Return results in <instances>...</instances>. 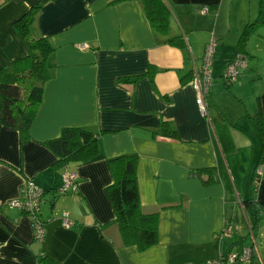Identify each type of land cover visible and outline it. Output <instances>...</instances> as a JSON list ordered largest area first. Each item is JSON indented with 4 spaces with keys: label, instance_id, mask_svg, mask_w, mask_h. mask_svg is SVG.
Segmentation results:
<instances>
[{
    "label": "crops",
    "instance_id": "0c3cea01",
    "mask_svg": "<svg viewBox=\"0 0 264 264\" xmlns=\"http://www.w3.org/2000/svg\"><path fill=\"white\" fill-rule=\"evenodd\" d=\"M164 1L170 10L167 35L151 27L139 0H0V69L27 55L13 24L33 6L39 9L31 34L53 46L47 59L51 77L27 139L0 123V264H47L39 261L41 255L58 264H199L247 246L242 200L254 197L264 212V160L255 173L261 143L250 117L257 94L264 121V25L248 37V65L238 82L224 84L238 99L232 109L214 101L209 88L203 115L192 83L181 78L199 65L212 38L215 49L231 32L237 41L256 16L258 0H236L228 27L218 31L215 22L212 37L195 25L208 19L210 9L233 0ZM197 34H203L200 45L193 43ZM177 35L186 49L167 43ZM234 56L235 51L224 67ZM149 65L152 81L147 76L120 81L145 73ZM163 121L175 137L161 134ZM64 127L98 134L99 153L89 161L56 165L57 156L44 142ZM129 154L137 157L141 210L158 216V242L143 251L123 244L105 191L113 181L108 160ZM205 167L216 169L213 183L192 173ZM67 169L77 174V191L58 194ZM25 179L45 191L49 204L46 217L40 216L41 241L34 239L30 217L8 205L20 197ZM63 213L70 227L61 225ZM224 226L232 235L222 240ZM261 228L264 232V223ZM252 239L249 246L261 260Z\"/></svg>",
    "mask_w": 264,
    "mask_h": 264
},
{
    "label": "trees",
    "instance_id": "16d2710c",
    "mask_svg": "<svg viewBox=\"0 0 264 264\" xmlns=\"http://www.w3.org/2000/svg\"><path fill=\"white\" fill-rule=\"evenodd\" d=\"M139 1L151 27L156 32L167 35L170 10L166 2L164 0ZM38 9L39 5L31 7L13 24L27 49V55L0 69V123L17 129L22 140L28 137V129L41 103L44 84L51 77L47 59L53 52V46L47 38H35L30 30ZM263 25L264 0H258L256 16L252 20H248L239 33L235 55L241 53L248 58L245 51L248 37L251 32ZM167 43L181 49L187 48V43L181 35L170 37ZM153 72V67L149 65L145 73L124 77L120 81L134 82L144 76L152 81ZM191 79L192 70L182 77L181 81L187 82ZM256 103L257 110L250 117L259 132L261 143L257 168L264 160V121L260 98L257 94ZM162 126L161 134L175 137V131L167 129L165 121H163ZM225 137L227 136L225 135ZM44 144L57 156L56 165L89 161L99 153L98 134L80 127H64L58 137L46 140ZM136 163L137 157L134 154L110 158L108 165L113 181L106 187L105 191L112 204L115 214L114 220L123 244L135 246L139 251H143L158 242V216L156 213H144L141 210ZM215 170L214 167H205L195 169L192 173L199 176L204 184H210L215 181ZM203 173L206 175L203 176ZM241 204L250 235L255 238L259 228L264 223V212L254 197L243 199ZM230 237L221 239L225 240ZM251 247L253 250L251 264H260L259 261L261 260V263L264 264V256L258 260L254 246L251 245ZM227 252L229 251L225 249L222 254L225 255ZM39 261L47 264H58L45 255H41ZM210 262H200L199 264H209Z\"/></svg>",
    "mask_w": 264,
    "mask_h": 264
},
{
    "label": "built area",
    "instance_id": "2783aa9c",
    "mask_svg": "<svg viewBox=\"0 0 264 264\" xmlns=\"http://www.w3.org/2000/svg\"><path fill=\"white\" fill-rule=\"evenodd\" d=\"M203 12L207 11V8L202 9ZM86 44H81V48H86ZM215 51V39L206 45L204 53L201 57L198 66H194L192 69V79L190 82L195 91L196 104L200 112L204 115L207 113L206 106L204 104V97L209 90L211 84V65L213 63ZM248 65V58L241 53L236 54L231 61H229L224 67L221 78L226 86H230L238 82L241 71L245 70ZM260 168L255 170V173H259ZM255 181V180H254ZM77 174L71 170H65L62 175V182L57 189L58 193H68L77 191ZM45 202L44 191L31 179H25L20 186V197L8 202L11 207L18 208L21 212L27 214L32 222L34 229V239L41 241L45 237L44 221L40 218V207ZM72 221L68 218L67 213H63L61 216V225L63 227H70ZM232 231L230 226H224L220 231V238H227L231 236ZM252 247L244 246L240 251H229L225 255L222 253L220 256L211 261L209 264H251L252 262ZM260 264L261 261H259Z\"/></svg>",
    "mask_w": 264,
    "mask_h": 264
},
{
    "label": "rangeland",
    "instance_id": "374dc122",
    "mask_svg": "<svg viewBox=\"0 0 264 264\" xmlns=\"http://www.w3.org/2000/svg\"><path fill=\"white\" fill-rule=\"evenodd\" d=\"M235 1L233 0V3L227 2L222 8L220 9L219 5H217L215 8L210 9V12L208 15H205L208 17L206 20H202L198 22V25L196 24L195 31H201V30H208L210 33L209 36H213V28L215 26V22L217 25V30L222 31L223 29H226L228 27V20L231 16H234L235 13ZM193 13V11L191 12ZM217 19V20H216ZM193 38V43L200 45L203 39V34H197L196 36L192 35ZM239 35H237V41H238ZM237 41H235V35L233 32H231L226 39H220L218 46L216 47L214 51V57H213V63L211 65V84L209 88L211 89L212 92V99L214 101H217L219 103L222 102L221 106L222 108H228L232 109L233 103V98L234 95L232 94V90L229 91L226 89L224 83L221 81V71L224 67V64L226 62V59L232 56L233 52L236 50V45ZM210 42V41H209ZM208 42V43H209ZM236 42V43H235ZM207 43V44H208ZM222 43V44H221ZM206 44V45H207ZM190 60L192 61H197L198 58H193L192 56L190 57ZM237 85H234L236 87ZM237 99V98H235ZM238 100V99H237ZM247 106V105H246ZM244 121L247 118H243ZM49 204L44 203L40 207V216L45 218L46 214L49 212ZM40 217V218H41ZM44 221V220H43ZM240 226L244 225L243 228V236H244V241L247 246L252 244V235H250L249 228L244 222V220L241 218L240 220ZM256 244L258 246V249L261 253L262 256H264V232L263 229L261 228L256 236Z\"/></svg>",
    "mask_w": 264,
    "mask_h": 264
}]
</instances>
